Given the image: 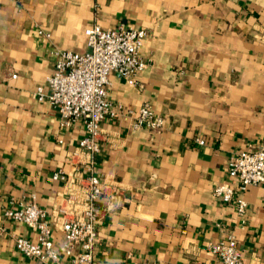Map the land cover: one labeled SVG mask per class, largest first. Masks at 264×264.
Listing matches in <instances>:
<instances>
[{
  "label": "crops",
  "instance_id": "1",
  "mask_svg": "<svg viewBox=\"0 0 264 264\" xmlns=\"http://www.w3.org/2000/svg\"><path fill=\"white\" fill-rule=\"evenodd\" d=\"M93 23L148 30L137 83L110 75L97 264H220L209 244L230 233L244 264H264V183L246 191L244 220L215 195L232 182L229 159L264 141V0H0V264H47L16 246L37 231L5 215L33 198L62 240V209L87 173L86 128L62 125L37 90L48 93L58 52L88 50ZM145 103L163 128H134ZM62 171L70 183L54 178Z\"/></svg>",
  "mask_w": 264,
  "mask_h": 264
},
{
  "label": "built area",
  "instance_id": "2",
  "mask_svg": "<svg viewBox=\"0 0 264 264\" xmlns=\"http://www.w3.org/2000/svg\"><path fill=\"white\" fill-rule=\"evenodd\" d=\"M41 35L50 33L39 29ZM88 50L83 53L70 50L58 52L55 70L48 76V93L44 87L37 90L41 100L49 101L59 112L62 125H72L83 120L86 133L79 146L88 155L87 170L74 183L77 190L71 194L72 204L62 209V240L57 243L53 230L46 221L47 212L35 198L17 208L5 211L8 218L25 223L37 231V241L25 237L16 238L17 248L27 257H36L47 264H62V256L69 264H97L95 249L99 237L98 223L104 210L100 200L105 185L95 172L96 155L100 152L101 123L106 117L116 115L109 99L110 75L118 73L131 84L137 83V75L147 67L141 57V49L148 30L141 27L102 28L93 23L87 29ZM165 118L155 114L149 103L136 112L134 128L143 125L159 130ZM200 144L204 140H199ZM228 177L232 182L216 185L215 195L227 204H232L242 220L246 217L248 203L245 193L249 187L264 183V141L257 148L238 151L228 162ZM54 178L69 182L62 172ZM220 264H244L243 249L234 233L220 241L210 243ZM140 264H166L161 261H144Z\"/></svg>",
  "mask_w": 264,
  "mask_h": 264
}]
</instances>
